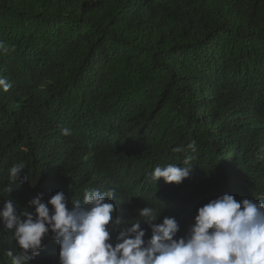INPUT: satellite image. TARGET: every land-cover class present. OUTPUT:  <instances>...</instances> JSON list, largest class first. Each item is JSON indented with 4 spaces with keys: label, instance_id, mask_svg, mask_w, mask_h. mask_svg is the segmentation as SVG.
<instances>
[{
    "label": "trees",
    "instance_id": "trees-1",
    "mask_svg": "<svg viewBox=\"0 0 264 264\" xmlns=\"http://www.w3.org/2000/svg\"><path fill=\"white\" fill-rule=\"evenodd\" d=\"M0 42V206L111 190L115 218L150 206L181 237L211 199L264 201V0H0ZM191 141L188 178L149 179L183 168L173 149ZM9 250L0 225V264ZM58 251L49 233L29 264H59Z\"/></svg>",
    "mask_w": 264,
    "mask_h": 264
},
{
    "label": "clouds",
    "instance_id": "clouds-1",
    "mask_svg": "<svg viewBox=\"0 0 264 264\" xmlns=\"http://www.w3.org/2000/svg\"><path fill=\"white\" fill-rule=\"evenodd\" d=\"M0 50L7 51L2 42ZM10 87L0 77V91ZM60 130L62 135L71 134L69 128ZM173 151L186 153L181 162L184 167L177 163L157 166L149 174L151 181L180 184L189 177L195 141ZM22 169V163L10 167L4 191L10 193L18 185ZM113 195L111 190H86L82 202L72 201L71 206L63 192H56L47 203L37 196L28 202L34 212L17 211L14 200H5L0 206V225L12 232L20 249L15 255L7 252L11 264H29L49 233L59 246V264H264V201L237 200L225 193L197 208L192 224L177 237V220L166 216L155 223L161 211L150 206L138 209L140 219L115 218ZM141 223L150 228L148 239ZM112 233H116L114 244Z\"/></svg>",
    "mask_w": 264,
    "mask_h": 264
},
{
    "label": "rangeland",
    "instance_id": "rangeland-1",
    "mask_svg": "<svg viewBox=\"0 0 264 264\" xmlns=\"http://www.w3.org/2000/svg\"><path fill=\"white\" fill-rule=\"evenodd\" d=\"M189 63H190L189 69L192 70V72H194L196 74V78H198L197 77V72H198L199 69L197 68L195 62H190L189 61Z\"/></svg>",
    "mask_w": 264,
    "mask_h": 264
}]
</instances>
